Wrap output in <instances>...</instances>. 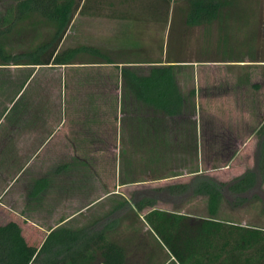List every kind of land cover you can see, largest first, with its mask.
<instances>
[{
  "label": "rangeland",
  "instance_id": "1",
  "mask_svg": "<svg viewBox=\"0 0 264 264\" xmlns=\"http://www.w3.org/2000/svg\"><path fill=\"white\" fill-rule=\"evenodd\" d=\"M168 1L166 13L158 0H101L97 3L96 0H89L92 6L101 2L97 5L101 16L91 17L93 10L89 9L82 13L75 12L59 46H94L114 61H181L175 68V74L184 98V113L180 120L174 122L176 125H206L207 139L201 137L197 141L193 135L195 132L180 129L178 133H181V144L173 145L168 141L164 146L162 143L144 146L143 141L137 140L140 131L136 130V125L142 124L140 112L150 116L143 123L153 121L172 124V120L160 119L156 115L152 119L150 111L138 105L133 106L132 101L127 99V114L121 115V126L124 127L126 123L128 131L124 129L120 132V146L114 139L113 142L108 139L104 132L111 123L97 124V128L101 127L99 131L102 135L97 137V141H91V199L103 191L115 188L129 199L132 192L140 188L136 183L141 180L145 181L142 188L154 189L166 182L188 181L190 179L184 173L195 169L200 171L199 176L227 182L232 180L231 174L243 173L256 167L258 128L264 120V0H226L227 8H220L215 20L197 26L184 23L188 0ZM148 2L154 11L145 10ZM125 12V18L119 17ZM12 17V2L0 0V45L8 52L25 50L40 39L50 37L51 26L40 18L31 15L12 24ZM38 32L41 38L37 36ZM97 58L100 57L91 56V52H82L75 60L91 61ZM227 61H239V65L224 63ZM148 67L134 68L145 73ZM70 70V67L55 66L24 69L10 64L0 66V145L4 142L8 123L27 102L46 103L49 112H52L48 120L55 123V112L63 103L61 93L68 91L69 96L72 91L74 81ZM29 71L34 72L31 85L15 103H10L16 89V79L23 78ZM252 84H256V88ZM31 89L33 94L43 98L30 100ZM65 101L67 106H76L82 100L68 97ZM108 106L110 104L104 106V111H110ZM220 124L233 125L236 130L234 133L240 139L239 144L226 147V141L215 139ZM250 129H257L256 141L254 137L248 139ZM198 133L202 136L204 132L201 130ZM182 134H191L192 138L185 142ZM170 173H183V177L168 181L152 180ZM262 175H257L254 189L247 194V201L234 208L224 202L221 204L222 218L229 216L243 226L264 228ZM121 200L119 195H109L100 205ZM155 204L165 209L173 208L160 201ZM175 204L183 213L197 216L206 214L204 197L187 195ZM94 213L87 209L77 218H93L96 217ZM135 227L138 235H148L146 226L141 222H136ZM30 235L33 237L29 244L38 246L39 238L34 237L33 233Z\"/></svg>",
  "mask_w": 264,
  "mask_h": 264
},
{
  "label": "crops",
  "instance_id": "2",
  "mask_svg": "<svg viewBox=\"0 0 264 264\" xmlns=\"http://www.w3.org/2000/svg\"><path fill=\"white\" fill-rule=\"evenodd\" d=\"M97 1L101 0H96L95 3ZM100 3L98 4L100 5ZM97 5L92 6L91 2V10L94 11H91L93 18L101 16L98 10L100 7ZM123 15L126 16L127 12L121 13L119 17L125 18ZM98 49L91 46V50L95 51V53H91V56H99V59H91V61L74 59L70 64L42 65L43 67H70V71L73 73L72 91H70L69 96L67 95L68 91L61 93L63 103L55 112V123L48 120L52 112H49L46 103L43 105L44 102L39 103L38 101L34 104H31V101L25 103L24 108L15 113V116L8 123L4 142L0 145V224L7 221L18 223L22 228L25 241L31 242L33 236L30 234L33 233L34 237L39 238L38 246L43 243L47 234L57 227H64L73 232L82 230L88 234L103 230L108 240L123 248L122 252L107 256L105 258L107 264H181L175 255L161 245L155 237L149 233L147 236L138 235L135 223L139 221L146 226L142 220V215L152 208L168 212L178 211L179 214H184L193 220L203 218L206 214L205 216H197L183 213L177 209L175 204L177 201L162 202L173 206V208L165 209L156 206L154 203L150 207H143L140 211H137L135 205L129 201L124 204L117 201L101 206L100 202L109 195H119L120 199H126L118 188L103 191L99 196H94L91 199V141H97L99 139L97 137L102 135L99 131L101 127L97 128V124L111 123L109 128L104 129V132L108 135V139H111L112 142L114 139V142H118L119 146L122 138L120 132L124 129V131H128V128H125L126 123L124 127L121 126V115L127 114V99L131 101L132 99L127 91L122 88L121 67H147L159 64L153 61L144 63L114 61L100 53ZM105 57H108L110 61L107 62ZM169 61L175 65L182 63L178 60ZM224 63L228 65L237 63L239 65V61ZM162 64H166V61ZM13 66L19 67L18 69L32 68V66L27 65ZM33 77L34 72H31L19 92L13 91L10 103H15L20 98L25 89L31 85ZM252 87L256 88V84H252ZM29 96L30 100L43 98L33 94L32 89ZM68 97L82 101L78 102L76 106H67L65 98ZM107 104H110V107L108 106L110 111H104V106ZM132 104L134 103L132 102ZM122 106H124L123 113ZM141 114L142 112L139 115L141 116ZM205 126L202 124L137 123L136 130L140 131L137 140L143 141L144 146L145 144L156 146V143H162L164 146L168 141H171L173 145L181 144V133L178 131L183 129V131L192 130L195 132L193 133L195 140L199 141L201 137L207 139L205 133L208 128ZM217 129L218 133L215 139L226 141V147H235L239 144L240 139L234 133L236 130H234L233 125L220 124ZM201 130L204 132L202 136L198 133ZM256 132L257 129H250L249 135H247L248 139L254 137L256 141ZM258 135L255 162H257L259 150L264 140V133L259 132ZM182 137L185 138V142L192 138L191 134H182ZM241 174V172L231 174L232 179ZM199 175L200 171L196 169L184 173V176H188L189 179ZM182 177L183 173H170L169 175L154 177L158 179L152 178V180L168 181L172 178L179 179ZM188 181L166 182L163 186ZM144 184V180L136 183V185H140L139 189L136 188L133 191L137 193V196L144 190L142 188ZM71 196V200L66 201ZM87 209H91V212L94 211L96 217L77 218ZM125 219L130 221L124 222ZM187 221L192 223L191 220ZM73 238L77 243L83 241L81 236H74ZM58 239L56 237L49 241L59 242ZM61 239V241L67 242V237ZM190 239V237H184L183 246L178 252L184 259V264H224L227 259L233 258L234 252H230V257H228L227 252L218 249V242L215 238L208 241L205 235H200L194 240ZM96 244L97 242L91 239V248L88 250H91V258L81 264H106Z\"/></svg>",
  "mask_w": 264,
  "mask_h": 264
},
{
  "label": "trees",
  "instance_id": "3",
  "mask_svg": "<svg viewBox=\"0 0 264 264\" xmlns=\"http://www.w3.org/2000/svg\"><path fill=\"white\" fill-rule=\"evenodd\" d=\"M8 1L12 2V24L32 15L48 23L52 30L49 38L40 39L25 50L11 53L0 45V66L10 64L34 67L70 64L82 52L95 53L89 46L59 47L74 13L91 10L89 0ZM158 2L164 6V12L167 13L169 1L158 0ZM188 4L184 23L187 26H197L215 20L220 8L226 7L228 1L188 0ZM150 5L151 3H146L145 10L152 12L154 10H151ZM37 36H40L39 32ZM105 59L107 62L110 61L108 57ZM158 63L150 65L145 73H140L130 66L121 67V85L134 105L137 104L140 108L150 111L152 119L156 115L155 117L159 116L160 119L172 120V124H175L174 121L180 120L184 113V98L176 81L177 65L171 64L169 60L166 64ZM30 75L29 71L23 78L18 79L19 81L16 79L15 93L19 92ZM148 117L150 116L142 114L141 123ZM258 130L264 133V120ZM258 174L264 175V140L259 150L256 167L246 170L230 181L218 182L211 177L194 176L185 183L165 185L152 190L144 189L140 195L138 193V196L133 192L129 199H122L119 203L124 204L129 201L135 205L137 211H140L157 201L173 202L187 195L204 197L206 216L195 220L179 214L178 211L168 212L158 208L146 211L142 215V220L147 226L148 233L175 255L181 264H184V259L178 252L183 246L184 237L194 240L200 235H205L208 241L215 238L218 249L227 252L228 257L230 252H234L233 258L227 259L224 264H264V228L243 226L236 222L232 224L233 221L229 216L224 218L220 216L223 202L234 208L248 200L247 194L255 187ZM187 220L193 221L190 223ZM74 236L83 237V241L75 242ZM56 237L59 238V242L49 241ZM64 237H67V242L61 241ZM91 239L97 242L98 250L106 264L107 256L118 254L123 250L122 247L108 240L103 230L88 234L86 231L73 232L64 227L51 230L43 243L36 246L25 241L18 223L7 221L0 224V264H81L91 258V250L88 251L91 248Z\"/></svg>",
  "mask_w": 264,
  "mask_h": 264
}]
</instances>
